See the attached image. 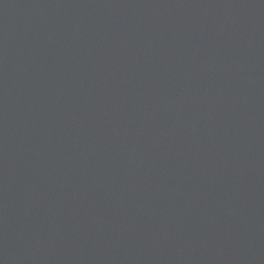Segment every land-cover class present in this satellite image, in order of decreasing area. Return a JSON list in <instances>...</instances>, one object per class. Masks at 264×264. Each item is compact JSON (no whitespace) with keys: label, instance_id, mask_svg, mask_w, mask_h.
Instances as JSON below:
<instances>
[{"label":"water","instance_id":"95a60500","mask_svg":"<svg viewBox=\"0 0 264 264\" xmlns=\"http://www.w3.org/2000/svg\"><path fill=\"white\" fill-rule=\"evenodd\" d=\"M0 264H264V0H0Z\"/></svg>","mask_w":264,"mask_h":264}]
</instances>
